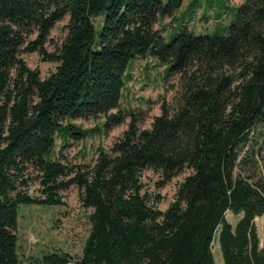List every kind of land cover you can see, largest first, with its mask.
<instances>
[{
    "label": "trees",
    "instance_id": "1",
    "mask_svg": "<svg viewBox=\"0 0 264 264\" xmlns=\"http://www.w3.org/2000/svg\"><path fill=\"white\" fill-rule=\"evenodd\" d=\"M184 0H0V264L18 254V205L59 206L75 186L92 210L82 254L53 251L42 264H264L255 220L264 216V0H245L229 32L196 34L185 22L167 42L155 27ZM105 13L99 38L94 19ZM69 17L67 37L49 53L51 32ZM55 63L43 79L22 54ZM152 57L179 77L151 128L146 113L121 108L131 60ZM118 110L116 113L112 111ZM106 117L107 131L130 120L93 166L54 158L87 132L64 119ZM192 172L162 211L158 188ZM32 170L33 172H30ZM37 194H29L31 181ZM242 215L234 226L226 218Z\"/></svg>",
    "mask_w": 264,
    "mask_h": 264
},
{
    "label": "rangeland",
    "instance_id": "2",
    "mask_svg": "<svg viewBox=\"0 0 264 264\" xmlns=\"http://www.w3.org/2000/svg\"><path fill=\"white\" fill-rule=\"evenodd\" d=\"M168 3L169 0H162ZM245 0H184L183 5L173 16L161 18L156 29L161 31L167 42L173 40L175 33L186 23L188 28L196 34H212L214 32H229L235 22L237 11ZM105 13L94 19L96 37L99 38L104 24ZM69 17L57 23L51 32L47 49L54 53L67 37L66 26ZM175 30V32H174ZM174 32V35H171ZM32 69H37L43 79L49 77L56 70V64L44 61L38 53L22 54ZM169 66L161 64L152 57L131 60L123 76L125 88L121 98L123 110H133L135 113H146L145 121L140 129L151 128L154 117L161 114V105L167 102L173 106L174 99L179 92V77L169 76ZM118 110L112 111L116 113ZM106 117L89 119H64V124H72L87 132V137L75 140L72 137L62 144V139H56L54 158L58 156L69 166H93L101 149L110 151L113 145L128 129L130 120L107 131ZM264 147V143L262 144ZM264 159V150L261 154ZM30 172H33L30 170ZM190 169H184L165 186L158 188L162 181L159 174L146 170L142 174L144 191L160 195L161 203L158 208L165 211L174 202L178 186L191 174ZM264 176V173H260ZM29 194H37V181H31ZM63 204L46 206L38 204L18 205V254L24 264H42V257L53 251L68 253L73 257L82 254L85 241L91 231L89 216L92 210L84 209L80 203V192L73 186L61 193ZM227 220L234 226L238 215L231 212L226 214ZM260 238V245L264 247V216L255 220ZM219 231L213 243L214 257L217 264H224L222 251L218 243Z\"/></svg>",
    "mask_w": 264,
    "mask_h": 264
},
{
    "label": "crops",
    "instance_id": "3",
    "mask_svg": "<svg viewBox=\"0 0 264 264\" xmlns=\"http://www.w3.org/2000/svg\"><path fill=\"white\" fill-rule=\"evenodd\" d=\"M238 220L237 221H239L240 220V218L242 217V215H238ZM234 225V224H233ZM214 253V252H213ZM215 262H216V264H217V260L215 259Z\"/></svg>",
    "mask_w": 264,
    "mask_h": 264
}]
</instances>
